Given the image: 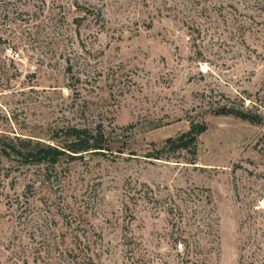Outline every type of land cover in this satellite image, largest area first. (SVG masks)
Wrapping results in <instances>:
<instances>
[{
	"label": "rangeland",
	"instance_id": "rangeland-1",
	"mask_svg": "<svg viewBox=\"0 0 264 264\" xmlns=\"http://www.w3.org/2000/svg\"><path fill=\"white\" fill-rule=\"evenodd\" d=\"M223 105L262 122L214 113ZM192 121L207 125L196 154L145 156ZM98 122L112 151L63 159L51 181L0 153V264H45L31 223L62 220L66 204L101 234L102 264L172 261L169 217L138 200L143 185L209 189L212 260L264 264V0H0V138L53 142Z\"/></svg>",
	"mask_w": 264,
	"mask_h": 264
},
{
	"label": "trees",
	"instance_id": "trees-1",
	"mask_svg": "<svg viewBox=\"0 0 264 264\" xmlns=\"http://www.w3.org/2000/svg\"><path fill=\"white\" fill-rule=\"evenodd\" d=\"M214 113L233 114L253 123L262 122L259 114L232 106H220ZM206 128L204 121H192L188 130L167 137L160 148H154L153 152H148L145 156L162 159L166 149L173 153L185 150L196 154L198 136ZM50 139L53 142L20 136L2 137L0 153L20 165H43V179L51 181L52 178L60 177L55 167L61 160L72 161L86 153L110 152L115 141V137L104 128L102 122L94 126L73 125L60 128ZM117 149L121 151L120 148ZM135 193L138 200L166 212L173 228L170 237L177 252L172 261L147 252H128L130 264H216L211 258L212 252L204 246L209 240L215 242L218 238L219 217L209 189L178 188L161 193L149 185H143ZM27 208L29 206L25 205L23 210ZM57 208V211H61L62 220L57 221L52 212V215L34 219L31 223L34 230L29 232V239L35 253L33 261L45 264H102V248L97 247L95 237L101 238V234L93 230L91 224L87 223V218H80L67 204L63 209L61 206ZM23 262L26 263V260Z\"/></svg>",
	"mask_w": 264,
	"mask_h": 264
},
{
	"label": "built area",
	"instance_id": "built-area-1",
	"mask_svg": "<svg viewBox=\"0 0 264 264\" xmlns=\"http://www.w3.org/2000/svg\"><path fill=\"white\" fill-rule=\"evenodd\" d=\"M12 55H13V56H14V55L17 56L18 53L13 51V52H12Z\"/></svg>",
	"mask_w": 264,
	"mask_h": 264
}]
</instances>
